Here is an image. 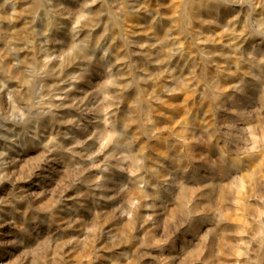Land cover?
Masks as SVG:
<instances>
[{
  "label": "rangeland",
  "instance_id": "374dc122",
  "mask_svg": "<svg viewBox=\"0 0 264 264\" xmlns=\"http://www.w3.org/2000/svg\"><path fill=\"white\" fill-rule=\"evenodd\" d=\"M0 264H264V0H0Z\"/></svg>",
  "mask_w": 264,
  "mask_h": 264
}]
</instances>
